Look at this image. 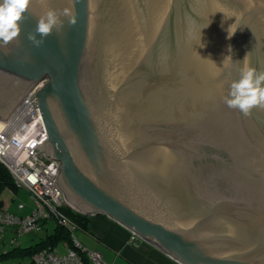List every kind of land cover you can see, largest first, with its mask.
Here are the masks:
<instances>
[{"label": "water", "instance_id": "95a60500", "mask_svg": "<svg viewBox=\"0 0 264 264\" xmlns=\"http://www.w3.org/2000/svg\"><path fill=\"white\" fill-rule=\"evenodd\" d=\"M69 6L78 23L35 47L38 17ZM25 17L0 48V120L45 81L39 151L71 207L180 264H264V108L225 103L264 71V0H34Z\"/></svg>", "mask_w": 264, "mask_h": 264}, {"label": "built area", "instance_id": "2783aa9c", "mask_svg": "<svg viewBox=\"0 0 264 264\" xmlns=\"http://www.w3.org/2000/svg\"><path fill=\"white\" fill-rule=\"evenodd\" d=\"M44 82L30 90L7 121L0 120V162L11 173L16 188L28 190L34 201V210L27 216L0 210V233H4L6 228H11L17 236L38 232L42 222L49 220L72 226L60 210L63 206L71 207L63 190L58 187L60 163L39 151L48 139V132L41 110L35 108L31 98ZM25 207V204L19 205L21 211ZM76 244L80 247L77 241ZM33 264L108 263L99 251L84 248L79 252L76 248L68 247L63 254H59L57 248L41 250L33 256Z\"/></svg>", "mask_w": 264, "mask_h": 264}, {"label": "clouds", "instance_id": "9594fccd", "mask_svg": "<svg viewBox=\"0 0 264 264\" xmlns=\"http://www.w3.org/2000/svg\"><path fill=\"white\" fill-rule=\"evenodd\" d=\"M33 2L34 0H0V48H6L11 43L20 44L21 22L26 18L25 13ZM40 3H45V0H40ZM68 4L71 5L72 0H68ZM65 20L70 26L78 23L77 15L70 6L59 12L48 9L38 17L37 27L34 32L28 33V40L39 48L54 30L58 33L63 30ZM234 34L229 32V39ZM37 35L42 38L38 39ZM246 58L247 56L244 60ZM225 103L229 108L239 110L245 117L250 116L255 108H264V71H257L253 67L242 68L239 79L230 85Z\"/></svg>", "mask_w": 264, "mask_h": 264}, {"label": "crops", "instance_id": "0c3cea01", "mask_svg": "<svg viewBox=\"0 0 264 264\" xmlns=\"http://www.w3.org/2000/svg\"><path fill=\"white\" fill-rule=\"evenodd\" d=\"M1 200L2 210L10 212L2 197ZM89 217L88 230L80 231L77 238L87 249L102 253L108 264H180L108 216Z\"/></svg>", "mask_w": 264, "mask_h": 264}, {"label": "trees", "instance_id": "16d2710c", "mask_svg": "<svg viewBox=\"0 0 264 264\" xmlns=\"http://www.w3.org/2000/svg\"><path fill=\"white\" fill-rule=\"evenodd\" d=\"M6 190H9L14 194L18 192V189L14 184V180L11 173L0 162V210L3 209V202L1 200V197ZM60 210L65 219L71 222V227L63 226L56 220L44 221L41 224V229H46V231H49L48 224H50V222L56 224L54 230H52V233L47 232L46 237L34 246H30L28 248L14 246L8 251H6L4 254H0V259L2 260L9 255H30L33 258V256L37 252L48 248H58L60 244H65L67 249L68 247L76 248L79 250V252H82L86 247L78 240L76 231L88 230L90 217L87 215H83L68 206H63ZM76 241L80 244V247L77 246Z\"/></svg>", "mask_w": 264, "mask_h": 264}, {"label": "rangeland", "instance_id": "374dc122", "mask_svg": "<svg viewBox=\"0 0 264 264\" xmlns=\"http://www.w3.org/2000/svg\"><path fill=\"white\" fill-rule=\"evenodd\" d=\"M2 198L5 205L10 208V212L13 214L27 216L34 210V201L32 200L31 193L26 189H19L16 194L6 190L3 193ZM20 204L26 205L23 211L19 209ZM55 226V223L50 222V224H48L49 231L41 229L38 232L26 233L21 236H17L11 228H6L4 233H0V254H4L6 251L17 245L22 248L36 245L46 237L47 232L52 233ZM79 232L80 231H76V235ZM57 249L59 254L66 253L68 250L65 244H60ZM32 260L33 258L30 255H9L2 260L0 259V264H32Z\"/></svg>", "mask_w": 264, "mask_h": 264}]
</instances>
